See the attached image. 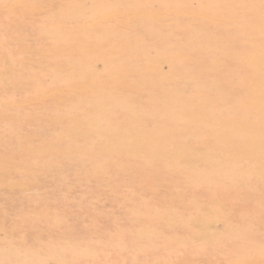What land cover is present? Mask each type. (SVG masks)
Returning <instances> with one entry per match:
<instances>
[{"label": "rangeland", "instance_id": "374dc122", "mask_svg": "<svg viewBox=\"0 0 264 264\" xmlns=\"http://www.w3.org/2000/svg\"><path fill=\"white\" fill-rule=\"evenodd\" d=\"M0 264H264V0H0Z\"/></svg>", "mask_w": 264, "mask_h": 264}]
</instances>
